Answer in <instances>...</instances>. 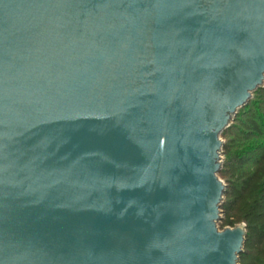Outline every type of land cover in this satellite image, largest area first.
<instances>
[{"label": "water", "instance_id": "95a60500", "mask_svg": "<svg viewBox=\"0 0 264 264\" xmlns=\"http://www.w3.org/2000/svg\"><path fill=\"white\" fill-rule=\"evenodd\" d=\"M264 85V0H0V264H239L221 135Z\"/></svg>", "mask_w": 264, "mask_h": 264}, {"label": "trees", "instance_id": "16d2710c", "mask_svg": "<svg viewBox=\"0 0 264 264\" xmlns=\"http://www.w3.org/2000/svg\"><path fill=\"white\" fill-rule=\"evenodd\" d=\"M253 96L255 99L238 110L235 123L222 133L236 130L231 143L224 144L227 158L221 172H229V181L219 225L223 229L245 224L246 237L239 264H264V115L250 110L253 104L262 102L264 86Z\"/></svg>", "mask_w": 264, "mask_h": 264}, {"label": "rangeland", "instance_id": "374dc122", "mask_svg": "<svg viewBox=\"0 0 264 264\" xmlns=\"http://www.w3.org/2000/svg\"><path fill=\"white\" fill-rule=\"evenodd\" d=\"M264 86V85H263ZM252 100L253 99H255V96H252V98H251ZM263 100H264V98H263ZM263 100H262V102H263ZM262 102L260 101L259 102V105H257V106H255V104H253L251 107H250V110L252 109L253 111H254V113L257 115V113H258V115H264V103L262 104ZM257 110H256V109ZM235 118V117H234ZM233 118V119H234ZM235 123V121H233L232 120V122H231V124L232 123ZM237 124V123H236ZM235 129V128H234ZM233 129H231L230 131H228L227 133H225L224 135H221V139H222V141L224 142V144H227V145H229L230 143H231V139L233 138V136L234 135H236V130H233ZM224 150H225V146L222 148V151H221V161H222V168L224 167V162L226 161V154H225V152H224ZM222 170V169H221ZM219 178L225 183V184H228V181H229V172H219ZM224 199H225V195H224ZM224 199H223V202H224ZM222 202V203H223ZM221 210H222V212H221V219L223 218V209H222V206H221ZM220 219V220H221ZM220 222V221H219ZM219 222L217 223V226H218V228L219 229H221V227H220V225H219ZM228 227V226H227Z\"/></svg>", "mask_w": 264, "mask_h": 264}]
</instances>
